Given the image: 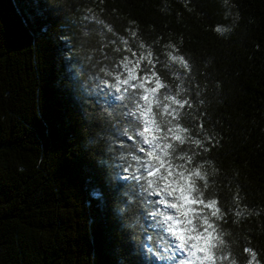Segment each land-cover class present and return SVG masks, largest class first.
I'll use <instances>...</instances> for the list:
<instances>
[{
  "label": "trees",
  "instance_id": "1",
  "mask_svg": "<svg viewBox=\"0 0 264 264\" xmlns=\"http://www.w3.org/2000/svg\"><path fill=\"white\" fill-rule=\"evenodd\" d=\"M129 32L151 47L157 74L171 79L169 42L191 65L187 119L194 136L207 132L197 159L213 162L206 195L223 213L217 256L227 258L216 264H264V0H0V264H142L112 218L104 170L83 148L89 128L60 39L103 59ZM92 188L103 205L86 206Z\"/></svg>",
  "mask_w": 264,
  "mask_h": 264
},
{
  "label": "clouds",
  "instance_id": "2",
  "mask_svg": "<svg viewBox=\"0 0 264 264\" xmlns=\"http://www.w3.org/2000/svg\"><path fill=\"white\" fill-rule=\"evenodd\" d=\"M97 16L87 18L115 34L113 26ZM41 31L46 33L47 27ZM214 31L223 36L230 29L217 25ZM132 37L136 52L129 46ZM60 39L68 45L62 52L67 84L89 128L83 148L91 150L106 174L112 218L127 234L130 255L142 264H211V253L217 255L225 244L217 223L223 213L215 196L206 195V165L213 162L197 159L198 149L208 151L207 132L204 139L194 136L187 119L185 106L193 107L185 86L190 63L169 42L164 68L171 79L157 74L149 67L152 49L136 32L119 36L121 44L113 50L118 55L103 59L83 44L73 48L70 39ZM89 196L86 206L92 200L104 204L99 189H90ZM183 252L186 256L181 258ZM118 264L127 260L120 258Z\"/></svg>",
  "mask_w": 264,
  "mask_h": 264
},
{
  "label": "snow or ice",
  "instance_id": "3",
  "mask_svg": "<svg viewBox=\"0 0 264 264\" xmlns=\"http://www.w3.org/2000/svg\"><path fill=\"white\" fill-rule=\"evenodd\" d=\"M201 251H204V249H201ZM246 251L251 252L250 249H247ZM211 255H212V262H211V264H216L217 260H221V259L224 260V259L227 258V257H225L223 255H221V256L218 257L217 255L214 254V252L211 253ZM253 256H254V254H253Z\"/></svg>",
  "mask_w": 264,
  "mask_h": 264
}]
</instances>
